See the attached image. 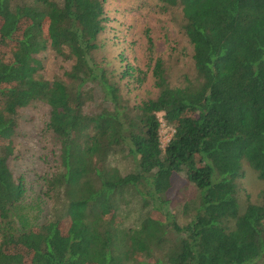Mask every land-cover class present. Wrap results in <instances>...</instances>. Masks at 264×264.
Wrapping results in <instances>:
<instances>
[{
    "label": "trees",
    "instance_id": "trees-1",
    "mask_svg": "<svg viewBox=\"0 0 264 264\" xmlns=\"http://www.w3.org/2000/svg\"><path fill=\"white\" fill-rule=\"evenodd\" d=\"M180 6L196 79L170 86L153 66L155 98L130 106L119 74L96 60L105 0H0V264H258L264 193L244 208L246 162L264 180V0H159ZM70 59L46 79L39 55ZM108 104L85 111L95 91ZM49 106L59 166L46 176L51 218L32 225L27 187L8 160L20 109ZM174 129L164 148L160 119ZM116 159L131 162L122 172ZM175 173L196 192L180 224L167 193ZM137 213L132 223L127 220Z\"/></svg>",
    "mask_w": 264,
    "mask_h": 264
},
{
    "label": "rangeland",
    "instance_id": "rangeland-1",
    "mask_svg": "<svg viewBox=\"0 0 264 264\" xmlns=\"http://www.w3.org/2000/svg\"><path fill=\"white\" fill-rule=\"evenodd\" d=\"M107 21L99 36L100 47L95 57L109 70L119 74L125 66L133 67L132 73L119 79L120 95L124 104L130 106L143 100L155 98L158 88L154 84L153 66L156 59L163 63L164 74L170 86H183L196 79L193 47L184 32L185 18L180 6H165L159 0H105ZM39 57L46 79L67 78L65 72L71 67V60L56 54L52 49ZM108 104L100 91L85 106L89 114L101 110ZM49 106L34 101L20 109L18 126L13 138L14 154L8 164L15 176H23L27 187L24 202L28 205L27 215L32 225H39L51 218L53 199L47 194L44 177L51 176L59 166V147L56 138L47 127ZM161 147L164 148L174 131L158 113ZM122 172L128 170L131 162L116 159ZM243 176L238 180V200L241 208L250 202H258L264 193V180L243 163ZM196 192L183 173H175L172 186L167 193L169 209L178 222L184 224L188 217L183 205ZM131 210L134 205H131ZM132 210L127 223L136 219ZM258 264H264V259Z\"/></svg>",
    "mask_w": 264,
    "mask_h": 264
}]
</instances>
